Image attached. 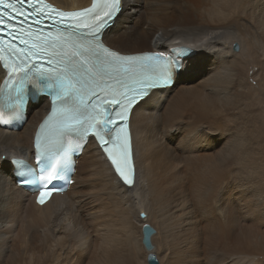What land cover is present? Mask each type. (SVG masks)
Returning a JSON list of instances; mask_svg holds the SVG:
<instances>
[{"label":"bare ground","instance_id":"1","mask_svg":"<svg viewBox=\"0 0 264 264\" xmlns=\"http://www.w3.org/2000/svg\"><path fill=\"white\" fill-rule=\"evenodd\" d=\"M104 42L193 52L173 85L131 111L132 188L89 141L67 191L37 206L7 159L31 157L48 100H29L18 131L0 128V264H147L149 253L160 264H264V0H125Z\"/></svg>","mask_w":264,"mask_h":264},{"label":"snow or ice","instance_id":"2","mask_svg":"<svg viewBox=\"0 0 264 264\" xmlns=\"http://www.w3.org/2000/svg\"><path fill=\"white\" fill-rule=\"evenodd\" d=\"M125 0H92L90 6L63 11L44 0H0V124L4 109H22L35 88L50 97L51 112L35 138V170L30 174L43 204L55 181H70L71 153L94 139L111 170L128 188L135 182L129 115L156 89L174 84L184 71L190 48L170 53L123 55L104 42L105 33L124 11ZM55 27L56 35L45 31ZM238 47V46H237ZM55 160V164H53ZM23 165L22 160H13ZM141 215H143L141 213ZM152 229L144 225L150 248ZM154 264V257H149Z\"/></svg>","mask_w":264,"mask_h":264},{"label":"water","instance_id":"3","mask_svg":"<svg viewBox=\"0 0 264 264\" xmlns=\"http://www.w3.org/2000/svg\"><path fill=\"white\" fill-rule=\"evenodd\" d=\"M144 225L150 226L149 224H144ZM144 225L142 226V239H141V242H142V244H143V246L145 247L146 250H151L152 247H153L152 244H151V247L149 248L144 242V235H145V233H144ZM150 228L152 229V231H151V233L149 235V240L151 239V235L155 232V230L151 226H150ZM149 257H154V264H159L158 261H157V258L155 257V255L154 254H150V253L147 255V264H153V262L149 260Z\"/></svg>","mask_w":264,"mask_h":264},{"label":"rangeland","instance_id":"4","mask_svg":"<svg viewBox=\"0 0 264 264\" xmlns=\"http://www.w3.org/2000/svg\"><path fill=\"white\" fill-rule=\"evenodd\" d=\"M233 48H235L234 46H233ZM236 49V48H235ZM152 227V226H151ZM153 228V227H152ZM158 260V259H157ZM158 263L160 264V262H159V260H158Z\"/></svg>","mask_w":264,"mask_h":264}]
</instances>
